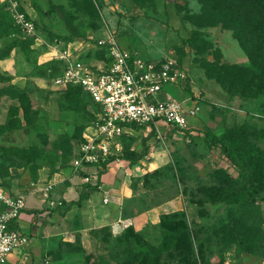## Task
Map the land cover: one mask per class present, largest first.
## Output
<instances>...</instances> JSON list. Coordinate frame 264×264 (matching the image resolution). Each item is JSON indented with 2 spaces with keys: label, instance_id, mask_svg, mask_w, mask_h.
<instances>
[{
  "label": "rangeland",
  "instance_id": "374dc122",
  "mask_svg": "<svg viewBox=\"0 0 264 264\" xmlns=\"http://www.w3.org/2000/svg\"><path fill=\"white\" fill-rule=\"evenodd\" d=\"M5 1L9 0H0V4ZM82 1L84 0H75L76 3ZM40 2L43 3L44 11L42 10L39 17L29 0L22 1L28 14L40 24L39 31L43 40L48 38V34L55 36L67 34L70 28H74L80 22L89 27L74 41L79 46L78 50L83 58L91 63H94V59L109 61V49L99 47L97 40L112 38L116 45L128 51H137L145 61L170 59L187 74V80L181 86L164 85L158 98L160 100L174 98L181 101L189 96L199 101L201 110L196 118L190 120V125L194 127L199 120L200 123L197 125L199 127L188 131L189 135L195 137V140L190 142L189 137L185 136L186 131L178 132L170 126L158 125V132L149 139L154 154L148 156L150 158L148 161L166 162L160 167L166 169V172L159 182L176 180L173 172L175 159L180 160L179 164H184L182 170H186L185 179L190 178L192 182L199 176H204L214 166H222L221 168L227 169L233 176L236 175L218 150L210 152L202 144L205 131L219 135L225 128L242 123L256 125L259 129L264 128V57L255 51L256 55L252 57L254 62L251 60L250 50L243 48L237 38L241 30L236 21L219 14L208 0H140L139 5L133 0H90L96 13L86 16L77 9L81 7V3L78 6L74 3L70 5V0ZM67 15L75 19L70 21ZM13 50L17 71L22 69V73L44 79H48L53 73L48 68L45 76L36 74L37 56L41 50L36 49L34 44L29 47L17 46ZM220 69L227 75L224 78L225 85L217 81L216 75ZM241 81L246 82L247 89L240 90L228 86ZM22 89L30 92L23 100L26 105L20 100L11 99L6 95L1 96L11 103L3 104L8 118L2 125L0 124V131L10 132L13 127L18 130L7 137L8 139L3 138V132H0V166L3 165L2 156L6 152L9 153L12 148L19 146L24 148L33 143L48 148V144H45L47 139H53L64 131L60 127L59 119L53 114L58 106L63 107L65 104L59 105L60 99L56 97L57 94L47 89L42 90L35 84H27ZM77 103L79 104L78 101ZM83 106L84 104H79V112H83L86 120L92 122V117L87 115L88 112ZM11 108H16V114L20 113L23 117L20 119V127L17 121L15 122L17 116L10 118L14 115ZM67 118L71 123V119ZM5 123L7 125L3 126ZM4 127L7 129H3ZM71 131L72 129H69V132ZM188 147L195 150L194 157L189 154ZM191 166L196 169L195 175ZM203 203L193 204L187 199L182 200L187 220L193 224V232L200 239L197 243L204 245L203 261L213 264H218L220 260L224 261V264H264L263 257L241 252V249L235 246L223 251L220 258L222 243L216 241L213 236L206 237L208 242H202L201 238L206 234L203 230L207 224L225 218L228 214L227 208L221 210V206ZM256 204L262 211L261 220L264 222V202ZM261 228L264 231V224ZM156 231L157 234L148 236L142 234L147 242H138L136 238L129 239L121 248H116L112 243L110 249H103L102 244L97 247L92 242L87 249L80 248L81 251L77 249L82 255V258L78 257L81 260L79 264H145L147 256L144 250L147 252L148 248L152 250V247L159 246L163 239L160 230L157 228ZM250 244L252 242H245L246 246ZM262 244L264 245V242ZM153 253L159 258L158 264H163L164 255L155 254V251ZM157 258L154 260L157 261ZM78 261H70L69 264L71 262L78 264ZM197 262L200 264V261Z\"/></svg>",
  "mask_w": 264,
  "mask_h": 264
},
{
  "label": "trees",
  "instance_id": "16d2710c",
  "mask_svg": "<svg viewBox=\"0 0 264 264\" xmlns=\"http://www.w3.org/2000/svg\"><path fill=\"white\" fill-rule=\"evenodd\" d=\"M9 1L18 3V11L24 13L27 19L33 21L37 35L41 36L39 31L40 24L28 14L22 3L23 0ZM9 1L0 4V59L9 56L10 52L17 46L29 47L33 45L35 39V37L22 36L23 32H21L19 27L14 23L7 9ZM133 1L138 5L140 4V0ZM208 1H210L209 3L213 5L214 9L218 10L219 14L228 16L236 21V24H238L241 30L237 38L243 48L250 50L249 57L251 60L254 62L252 57L256 55L255 51L260 56L264 57V0ZM29 2H31V6L40 17V15H42V10L44 11L43 3H41L40 0H29ZM72 3L78 4L79 6L81 2L76 3L75 0H70L69 4L71 5ZM77 9L82 12L83 16L94 15L96 13L90 0L82 1L81 7ZM67 16L70 21L75 19V17L71 15ZM78 25L76 24L74 28H70L68 33L64 35L55 36L53 34H48L46 41L48 43L58 41L66 45L74 41L82 32L85 33L89 27L85 24L82 25L80 22H78ZM48 68L53 71V73L48 76V79H50L56 72L61 70L62 63L52 60L47 64L37 65L36 74H43L45 76ZM218 73L219 74L216 75L217 81L225 85L226 81L224 78H226L227 75H224L221 69ZM242 81V84L237 82L228 84V86H233L232 88L240 90L247 89L248 86L246 82ZM1 82L0 97L6 95L11 99L20 100L23 105H26L23 100L24 97H26L25 95L30 92L11 85L9 83V76L0 74V83ZM82 92L83 90L81 87H67L64 93V99L69 109L79 112V104L77 101L80 100V93ZM12 111L14 115H11L10 118L17 116V109H12ZM16 121L19 125L18 127H20V120L17 118L15 119V122ZM5 125L7 124L5 123L3 126ZM130 127L136 131L144 129V126H137L134 124ZM14 130L18 129L13 127L10 132ZM152 136H155L153 128H151L148 136L142 138L140 150L137 151L130 148L135 138L123 134L119 138L122 144L120 155H109L93 165L97 168L98 176L104 173L107 165L116 158L128 161L129 165L137 164L140 160L144 159L150 150L147 141ZM185 136L189 137L190 142L195 140V137L189 135L188 131H186ZM71 138L78 140V142L83 141L79 135V130H77V133L73 136H61L57 138L53 144V152L59 151L61 154V158L59 159L60 169L68 167L67 161L72 155L73 148L70 142ZM202 144L210 152L218 150L220 155L230 164V167L234 169L236 175L233 176L227 169L214 166L204 176H199V178L194 179L192 182L190 178H188V180L185 179L186 170H182L184 164H179L180 160L175 159L173 161V172H175L176 180L165 183L159 182V179L164 175V172H166V169L163 167L147 172L134 180L133 185L137 187L140 183V187L144 193L140 194L136 200L129 201L126 207L127 209L124 210L125 215H127L126 211H129L131 215H135L175 197H180L184 201L187 199L189 203L193 204H202L204 202L203 204L218 205L222 207L221 210L227 208L228 214L225 218H219L216 222L212 221L207 224L206 228L203 230L206 234L201 238V241L208 242L206 237L210 235L216 238V241L221 242L223 249L221 253H219L220 258L223 251L234 246L235 248L241 249V252L264 258V245L262 244V242H264V231L262 230L263 228H261L264 222L261 220L262 211L256 204L258 202H264V128L259 129L256 125L253 126L252 124L242 123L230 128H225L219 135L205 131L202 137ZM188 150L189 154L194 157L195 150H193L192 147H188ZM48 153L49 152L44 150L42 145L33 143L24 148L21 146L12 148L9 153L6 152L5 155L2 156V160L3 162L5 159L12 160L13 163L18 162L25 167L31 164L29 166L30 171H36L38 168L37 163L44 158H49ZM8 167L9 166L5 164L0 166V187H6L7 185L8 180L6 176L9 174ZM191 170L193 172L196 169L191 166ZM54 171L55 168L51 167V172ZM195 174L194 171V175ZM98 186V182L94 185L88 182L84 183L78 201L70 205H81L82 201L88 198L89 192L96 190ZM185 210L186 209L183 208L181 211L164 214L159 217L157 228L160 230L163 239L161 243H159V246L152 247L153 252L155 251V254L164 255L165 259L163 264H198L197 261H200V264H213L208 261H203L202 251L204 245L197 243L200 242V239L193 232V224L188 222ZM105 231L106 229L101 232ZM135 238L138 242H147L141 233H136L133 228L129 227L117 238L113 239L109 236L99 238V243L102 244L103 249H110L109 247L112 243L116 245V248H121L125 245L127 240H134ZM245 242H252V244L246 246ZM152 250L150 248L147 249V252L144 250V254L147 256V262L145 264H158L159 258L154 256ZM150 252L152 253L150 254ZM154 258H157V261L154 260ZM218 264H224V261L220 260Z\"/></svg>",
  "mask_w": 264,
  "mask_h": 264
},
{
  "label": "crops",
  "instance_id": "0c3cea01",
  "mask_svg": "<svg viewBox=\"0 0 264 264\" xmlns=\"http://www.w3.org/2000/svg\"><path fill=\"white\" fill-rule=\"evenodd\" d=\"M41 38L42 36H38L37 39H34V47L41 50L37 56V65L47 64L55 60L52 49L53 43H48ZM69 43L75 49V56L89 64L93 69H104L109 66L111 58L108 62L94 59V63H91L83 58L75 41ZM62 45L65 46L63 43ZM99 47L103 48L102 46ZM11 52L6 58L0 59V74L9 76L11 85L22 89L27 84H35L42 90L47 89L49 92L57 94L56 97L60 99L59 105L65 104L63 107L58 106V109L56 108V111L53 112L54 116L59 119L60 127L64 131L53 139H47L45 144H48V148H44L45 146L43 148L49 152V158H44L37 163L36 171H30L29 166L31 164L25 167L8 159L3 162L9 166V174L6 176L8 181L6 187H2L3 190L12 197H22L25 202L19 217L12 221L9 227L18 230L28 239L27 244L19 251L12 253L4 264H69L70 261L77 262L78 260L79 264L81 260L78 257L82 258V255L78 253V248L79 251L80 248L87 249L92 242L98 247L100 246L99 238L104 236L117 238L129 227L133 228L134 232L146 236L157 234L156 229L161 215L183 210L181 198L175 197L135 215H131L129 211H126L127 215L124 213L129 201L136 200L140 194L144 193L140 189V183L137 187L133 185L134 180L166 163L157 160L148 161L150 159L148 156L154 154L151 151L149 140L147 141L150 146L149 153L137 164L129 165L128 161L116 158L107 165L104 173L99 176L97 168L93 165H83L74 171L71 163L79 154L80 144L85 141V138L92 137L94 134L93 124L99 113L98 105L92 102L84 91L80 93L78 102L80 105L84 104L83 108H86L87 115L93 120L88 122L83 112L67 107L64 99L67 88H61L52 82L54 77L61 74L62 68L50 79L22 73V69L17 71V65L13 60L15 50ZM101 63L104 64L101 65ZM6 103L10 104L11 102L5 97H1V125L8 118L7 110H4L5 107H3V104ZM67 117L71 119V123L68 122ZM17 118L20 120L23 117L19 113ZM199 123L198 120L195 127L192 125L194 129H198ZM3 129L7 128L4 127ZM69 129L72 131L69 132ZM77 130H79V135L83 141L78 142V140L71 138L70 142L73 148L72 155L67 161L68 167L60 169L61 154L59 151L53 152V144L61 136H73ZM150 131L151 129L148 127L138 131L131 127L127 128L126 135L135 138L130 148L140 150L142 138L148 136ZM0 132H3V138L8 139L7 137L12 136L16 130ZM154 132L156 135L158 131ZM51 167L55 168L54 172H51ZM86 176L91 178L89 184L94 185L98 182L99 186L96 190L89 192L88 198L82 201L81 205H70L78 201L82 186L86 183L84 181ZM48 184H51L52 188L45 191V186ZM119 221L123 224H118ZM124 224L127 226H123ZM104 229L106 231L101 232Z\"/></svg>",
  "mask_w": 264,
  "mask_h": 264
},
{
  "label": "built area",
  "instance_id": "2783aa9c",
  "mask_svg": "<svg viewBox=\"0 0 264 264\" xmlns=\"http://www.w3.org/2000/svg\"><path fill=\"white\" fill-rule=\"evenodd\" d=\"M7 9L21 32L37 39L33 21L18 11V3L9 1ZM97 45L109 49L111 62L107 68L93 69L75 56L71 43L63 46L55 41L52 44L53 57L62 63L61 74L52 82L61 88L81 87L99 108L93 124V136L85 138L79 146L78 156L72 160L74 171L83 165H95L109 155H120L122 144L119 138L132 124L153 128L154 131H158L159 124L175 128L178 132L194 129L190 120L200 111L199 101L189 96L181 101L158 98L164 85L181 86L187 80V74L173 61H145L138 52L116 45L112 38L99 39ZM84 181L90 182L91 178L86 176ZM51 188L52 185L48 184L45 191ZM24 206L22 197H12L0 187V264L27 244L25 235L9 227Z\"/></svg>",
  "mask_w": 264,
  "mask_h": 264
}]
</instances>
